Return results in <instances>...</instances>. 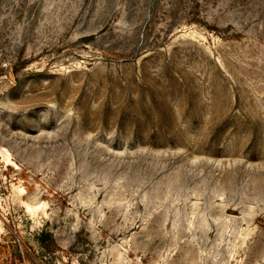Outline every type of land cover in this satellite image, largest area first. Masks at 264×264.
Returning a JSON list of instances; mask_svg holds the SVG:
<instances>
[{"label": "rangeland", "instance_id": "1", "mask_svg": "<svg viewBox=\"0 0 264 264\" xmlns=\"http://www.w3.org/2000/svg\"><path fill=\"white\" fill-rule=\"evenodd\" d=\"M0 264H264V0H0Z\"/></svg>", "mask_w": 264, "mask_h": 264}, {"label": "trees", "instance_id": "2", "mask_svg": "<svg viewBox=\"0 0 264 264\" xmlns=\"http://www.w3.org/2000/svg\"><path fill=\"white\" fill-rule=\"evenodd\" d=\"M39 240L42 246L47 250H53L55 247V240L49 232H42Z\"/></svg>", "mask_w": 264, "mask_h": 264}]
</instances>
